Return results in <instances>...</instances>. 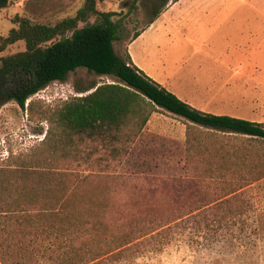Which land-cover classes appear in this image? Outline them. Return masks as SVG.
<instances>
[{
  "label": "trees",
  "instance_id": "1",
  "mask_svg": "<svg viewBox=\"0 0 264 264\" xmlns=\"http://www.w3.org/2000/svg\"><path fill=\"white\" fill-rule=\"evenodd\" d=\"M105 1L84 0L74 16L55 24L15 16L14 27L0 38V55L23 44L22 51L0 56V106L14 101L24 109L28 99L78 69L113 79L76 87L81 96L47 113L40 160L0 168L1 264H89L115 257L155 224L192 214L186 205L196 194L182 193L184 180L199 185L213 180L210 175H232L227 160L235 151L204 140V131L264 143L263 123L200 111L148 77L128 53L118 55L115 17L121 15L99 11ZM10 4L0 0V11ZM159 111L185 123L183 178L119 173Z\"/></svg>",
  "mask_w": 264,
  "mask_h": 264
},
{
  "label": "rangeland",
  "instance_id": "2",
  "mask_svg": "<svg viewBox=\"0 0 264 264\" xmlns=\"http://www.w3.org/2000/svg\"><path fill=\"white\" fill-rule=\"evenodd\" d=\"M170 1L106 0L98 4L97 9L101 12L121 15L115 17L120 26L119 41L114 44L116 53L124 55L127 42L148 26L154 11L160 12L157 25L163 28L161 22L170 20L166 24H171V20L192 13L197 18L192 27L183 29L180 26L181 32L170 25L166 27L172 30L171 43L162 56L166 55L170 64L182 60L172 83L173 87L177 85L176 93L181 100L186 98L203 112L264 124V0H229L226 5L221 3L222 0H215L218 22L208 28H205L209 24L206 14L212 7L208 9L204 0H181L169 8ZM83 2L11 0L10 6L0 11V38L14 27L12 19L15 16L55 24L74 16ZM79 27H82L81 23ZM150 33L142 42H149ZM172 42V51H169ZM136 49L135 42L130 47L135 57ZM22 50L23 44L17 43L0 56ZM112 81V78L98 77L78 69L66 82H54L28 99L24 109L14 101L0 106V168L18 166L23 159L30 157L40 160L45 152L41 143L49 127L47 113L64 101L81 96L76 93V87ZM168 117L165 123L173 135L177 133L176 128L185 123L171 115ZM204 133V140L224 143L235 151L227 160H230L232 175H210L213 180L207 179L199 185L184 180L180 186L182 193L196 194L194 201L186 205L192 209V214L163 227L155 224L151 232L146 231V235L117 256L89 264H264V143L238 136ZM157 138L153 142L156 147L145 148L141 151L142 156L159 152L158 143L171 142L170 160L152 162L149 157L139 158V148L134 147L119 173L183 178L186 138L181 142ZM254 177L258 179L252 181ZM199 191L201 195H198Z\"/></svg>",
  "mask_w": 264,
  "mask_h": 264
},
{
  "label": "crops",
  "instance_id": "3",
  "mask_svg": "<svg viewBox=\"0 0 264 264\" xmlns=\"http://www.w3.org/2000/svg\"><path fill=\"white\" fill-rule=\"evenodd\" d=\"M180 1L181 0H178L175 3H172V1H170L168 3V5L171 3L169 5V8L176 3H179ZM228 1L229 0H222L221 3L226 5L229 3ZM214 2L215 0H204L203 1V4L206 5L207 8L212 7L211 10H209L206 14L209 20L208 22L209 24L205 28H208L209 26H211L213 22H218V19H216V17L219 15V12H218V9H216L214 6ZM168 5H166V7ZM191 14L192 13H187L186 15L182 16V19L176 18L175 20H171V24H166L167 22L169 23L170 20H167L166 22H161L164 28L158 27L157 23L160 20L159 19L160 17L158 16L152 23L148 24L146 28H143L142 30H140L136 38L127 42L125 49H124V52L129 54L133 64L137 68L143 71L153 81H155L156 83L164 87L169 92L173 93L175 96L176 95L178 96L175 90V87H177V85L173 87L174 84L172 83L175 79V76L180 71L182 60L170 64V62L167 60V56L166 55L162 56L163 51L166 49L167 45L171 43L170 36L172 34V30H168V28L166 27L167 25H170L172 29H174L175 31H180V32L182 31V29H180V26L183 29L185 27H188V28L190 26L192 27V24H194L197 21V18H194L193 15ZM209 18H212V19H209ZM222 22L225 23L226 19L223 20ZM222 22H220V25ZM154 30H155V33L159 34V36L155 35ZM150 31L151 33L148 38L149 42L148 43L144 41L142 42V40H144L145 36ZM135 42H136V48H137L136 57L134 56V54H132L130 50V47H132L135 44ZM172 47H173V42H172V46L170 47L169 51H172L171 50ZM179 48L183 49V46H180ZM177 50L178 49H176V51ZM178 97L181 100V97L180 96ZM183 99L184 100L182 101L194 107L192 104H190V102H188V100L186 101V98H183ZM168 115L169 114L167 113L159 111V112L153 113L150 116L142 132L140 133L138 138L135 140V143L132 147V149L134 147H136V149L139 148L138 150L140 154H138L137 157L139 158L149 157V160L152 162H159V161L166 162L165 161L166 158H169V160L171 159L172 157L171 152H170L171 147H172L171 142L158 143L157 147L160 149L159 152L158 151L153 152V153L151 152V154L143 155V156L141 153V151L144 150L145 148L152 149L156 147L153 144V142L159 139L157 138V136H160L162 138H169V140L176 139L177 142L178 141L181 142L182 140L186 138L185 136L186 126L183 123L181 124L182 126L176 128L177 133H174L172 135V129L167 123H165V120H169L170 118L168 117ZM177 122L178 124L180 123V121H177Z\"/></svg>",
  "mask_w": 264,
  "mask_h": 264
}]
</instances>
